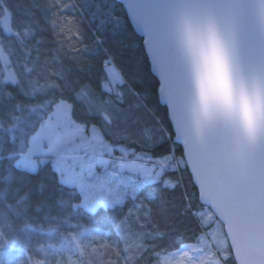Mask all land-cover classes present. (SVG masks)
Masks as SVG:
<instances>
[{"label": "snow or ice", "instance_id": "snow-or-ice-1", "mask_svg": "<svg viewBox=\"0 0 264 264\" xmlns=\"http://www.w3.org/2000/svg\"><path fill=\"white\" fill-rule=\"evenodd\" d=\"M84 3L94 6L95 28L84 44L88 63L76 61L75 72L91 73L99 56L104 91H117L127 108L117 114L115 132L120 124L134 126L140 139L131 143L143 150L137 160L146 170L130 197L117 195L112 207H97V180L105 172L116 175L109 153L125 149L92 150L95 138L88 133L100 125L77 119L75 105L70 120L57 116L60 102L72 103L75 95L67 93L84 80L59 54L42 55L39 0H10L22 27L0 30V240L5 234L32 240L17 264H64L58 257L89 248L102 264H173L171 257L175 264H245L249 253L256 258L248 264H264V109L257 102L259 139L253 142L244 130L247 102L233 80L235 50L206 19L220 0ZM29 38L34 43L25 47ZM16 43L23 60L13 59ZM248 56L245 38L240 58ZM145 70L151 88L144 86ZM101 135L120 139L103 128ZM121 187L126 195L128 186L120 181L118 192ZM177 208L199 229L178 248L163 243ZM85 220L94 227L77 233ZM217 221L224 230L219 240ZM4 252L0 243V264ZM34 252L45 260L34 259Z\"/></svg>", "mask_w": 264, "mask_h": 264}, {"label": "trees", "instance_id": "trees-1", "mask_svg": "<svg viewBox=\"0 0 264 264\" xmlns=\"http://www.w3.org/2000/svg\"><path fill=\"white\" fill-rule=\"evenodd\" d=\"M40 9L36 12V16L40 19V23L44 28L43 32L37 29V34L42 36L45 43L42 45V55H52L59 54L60 60L63 61L64 65L67 67H72L75 75L80 76L84 83L79 84L74 90V93H67L69 98L74 94L75 100L69 103L68 100H62L61 102H66L70 105V117L73 115V105H75V115L77 119L88 120L90 122L99 124L100 127H96L100 132L101 128L104 132L113 133L114 135H119L120 139L116 140L114 138L106 139L112 145L119 144V146L125 147L131 151L129 156H137L142 154V149L137 145L131 143L133 138L140 139L139 134L136 132L134 126H126L120 124L119 133L115 132L117 127L116 116L118 113L127 111V108H121L119 101L121 97L118 95L117 91L108 90L106 93L102 87L101 73H100V58L99 56L94 58V67L91 73H76V61L81 64L86 65L88 63L85 58L84 44L90 43L93 36V29L95 28V23L92 20L93 7H89L84 3V0H39ZM11 5L10 0H0V18L3 17V13L8 14L11 30L17 27H22L19 21H17L12 12L9 11ZM53 21L55 24L53 25ZM0 30H5L3 24L0 25ZM20 38H23V31L19 34ZM34 43L32 38H29L25 47ZM16 49V56L23 60L24 51L19 43L14 44ZM80 49L78 53L76 50ZM47 50V51H45ZM102 55V53H101ZM141 56L136 58L137 62L141 59ZM127 57L121 58V63H127ZM144 76L146 79L145 87L151 88L154 85V81L151 77L147 75V71H144ZM75 75L73 79H75ZM89 80L91 81L89 83ZM125 101H127V89H125ZM154 99V97H153ZM91 114V115H88ZM163 116V113H160ZM83 126V125H82ZM126 133H131L127 134ZM185 184L188 187L190 195H194V190L188 182L187 175L185 174ZM179 192V190H178ZM130 197V196H127ZM126 197V198H127ZM178 205L180 200L177 196L176 201ZM208 212L205 211L204 215ZM213 219L215 215L213 214ZM171 222L169 228V234L163 241L165 244H170L175 247H179L181 243L189 239H195L196 234L199 229L196 227V221L190 216H180L178 208L175 210L173 215L168 217ZM79 227L77 228V233L85 228L94 227L93 224L85 221H79ZM219 228H215L214 231L217 233V239H222L221 233L223 228L220 222L217 221ZM217 227V226H216ZM34 238V237H33ZM0 243L4 245V264H17L18 261H23L26 259L25 248L32 249L34 247L32 240L26 235H20L18 237H12L10 234H5L3 240ZM34 259L44 261L45 257L41 253H33ZM48 260L51 257L47 258ZM64 264H68L69 261L75 262V264H102V257L98 254L91 252L88 249L87 254L81 253L78 250L75 252H67L62 257Z\"/></svg>", "mask_w": 264, "mask_h": 264}, {"label": "water", "instance_id": "water-1", "mask_svg": "<svg viewBox=\"0 0 264 264\" xmlns=\"http://www.w3.org/2000/svg\"><path fill=\"white\" fill-rule=\"evenodd\" d=\"M206 13L218 38L222 42L230 41L235 50L234 62L230 59L233 80L244 95L247 111L256 128L257 102L264 109V0H220ZM245 38L249 56L247 60H241L240 49ZM258 139L256 132L253 142ZM254 258L252 253L243 256L245 264Z\"/></svg>", "mask_w": 264, "mask_h": 264}, {"label": "rangeland", "instance_id": "rangeland-1", "mask_svg": "<svg viewBox=\"0 0 264 264\" xmlns=\"http://www.w3.org/2000/svg\"><path fill=\"white\" fill-rule=\"evenodd\" d=\"M4 24L3 27L6 30H10V22L8 18V14L6 12L3 13ZM115 91L113 89H109ZM57 116L61 120H70V106L66 102H60L59 107L57 109ZM81 127V126H79ZM88 135L90 137H94V143L91 146L92 150L99 152L104 151L108 152L109 148L113 145L109 143L102 135L101 132L96 128H92ZM122 147V146H121ZM125 153H117L111 154L109 153L110 159V171L114 172L116 175L110 177L107 172L102 173L100 178L96 182L95 190L97 192V198L99 204L97 207L102 205H107L109 207L113 206L114 201L116 200L117 195H121L122 198H126L127 196H131L132 188L139 186L142 181V174L146 170L141 165L145 164L144 160H137V158L133 155L129 156L128 154L131 151L125 147ZM140 155V154H138ZM122 169V171H121ZM123 181L126 184L127 190L126 195L124 194V189L121 187L120 191H117V184ZM215 215V214H214ZM216 228H219L218 225ZM224 231V230H223ZM175 264L176 257L170 258Z\"/></svg>", "mask_w": 264, "mask_h": 264}, {"label": "clouds", "instance_id": "clouds-1", "mask_svg": "<svg viewBox=\"0 0 264 264\" xmlns=\"http://www.w3.org/2000/svg\"><path fill=\"white\" fill-rule=\"evenodd\" d=\"M244 130L246 135L248 136L249 139H254L255 134H256V128L255 125L253 124L248 111L246 110L245 112V122H244Z\"/></svg>", "mask_w": 264, "mask_h": 264}, {"label": "crops", "instance_id": "crops-1", "mask_svg": "<svg viewBox=\"0 0 264 264\" xmlns=\"http://www.w3.org/2000/svg\"><path fill=\"white\" fill-rule=\"evenodd\" d=\"M81 126V128L83 127L82 125H80ZM136 158H137V156H136Z\"/></svg>", "mask_w": 264, "mask_h": 264}]
</instances>
